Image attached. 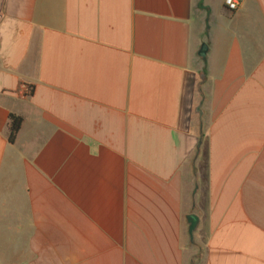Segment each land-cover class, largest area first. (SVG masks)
Listing matches in <instances>:
<instances>
[{
    "label": "crops",
    "instance_id": "0c3cea01",
    "mask_svg": "<svg viewBox=\"0 0 264 264\" xmlns=\"http://www.w3.org/2000/svg\"><path fill=\"white\" fill-rule=\"evenodd\" d=\"M201 233L264 264V0H0V264H190Z\"/></svg>",
    "mask_w": 264,
    "mask_h": 264
},
{
    "label": "rangeland",
    "instance_id": "374dc122",
    "mask_svg": "<svg viewBox=\"0 0 264 264\" xmlns=\"http://www.w3.org/2000/svg\"><path fill=\"white\" fill-rule=\"evenodd\" d=\"M199 131H200L199 140H198L199 159L195 163L196 164L200 163V165L202 164V167H203L202 154L204 152V143H205V123H203V120H202L201 130ZM204 243H205V240H203V233H201L200 235H196L194 239L190 242V247H189L190 264H203L204 263V259H205Z\"/></svg>",
    "mask_w": 264,
    "mask_h": 264
},
{
    "label": "trees",
    "instance_id": "16d2710c",
    "mask_svg": "<svg viewBox=\"0 0 264 264\" xmlns=\"http://www.w3.org/2000/svg\"><path fill=\"white\" fill-rule=\"evenodd\" d=\"M32 90H30L29 94L25 93V95H31ZM23 123V118L20 116H17L15 114L9 115V123H8V141L10 144H13L16 140V137L21 129ZM196 227V224H194L192 221L189 223L190 233H194V229Z\"/></svg>",
    "mask_w": 264,
    "mask_h": 264
},
{
    "label": "built area",
    "instance_id": "2783aa9c",
    "mask_svg": "<svg viewBox=\"0 0 264 264\" xmlns=\"http://www.w3.org/2000/svg\"><path fill=\"white\" fill-rule=\"evenodd\" d=\"M226 9L230 12H235L239 9L240 0H224Z\"/></svg>",
    "mask_w": 264,
    "mask_h": 264
}]
</instances>
